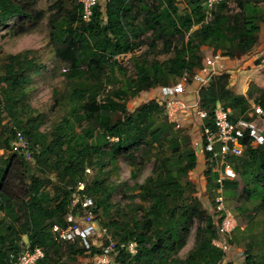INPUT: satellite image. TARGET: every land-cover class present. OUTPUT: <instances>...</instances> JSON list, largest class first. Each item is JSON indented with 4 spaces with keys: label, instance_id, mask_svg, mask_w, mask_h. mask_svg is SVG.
<instances>
[{
    "label": "trees",
    "instance_id": "trees-1",
    "mask_svg": "<svg viewBox=\"0 0 264 264\" xmlns=\"http://www.w3.org/2000/svg\"><path fill=\"white\" fill-rule=\"evenodd\" d=\"M71 1L70 8L59 4L56 18L51 20L54 50L68 65L63 74L67 90L53 92L58 102L69 105L59 124L41 130L43 116L32 106L27 92L34 77L47 69L38 51L24 50L0 61V148L4 149L0 156V264H8L10 255L20 251L24 236L33 245L49 246L58 255L60 242L51 239L52 227L66 226L69 212L82 211L81 204L72 210L76 195L93 199L94 212L100 218L102 211L109 219L104 226L113 230L115 240L138 242L136 256L121 253L120 259L128 264H223L225 255L213 244L217 237L215 216L205 217L207 224L199 230L194 249L185 258L177 255L185 245L188 225L201 211L198 201L191 204L187 199L189 192L181 180L182 172L193 170L198 162L197 153L188 146L190 136L176 133L175 123L157 100L134 111L129 110L128 101L141 92L168 85V75L178 77L184 70L199 68L203 48L232 59L236 58L235 50L242 56L250 53L264 24V7L260 6L264 0H234L239 8L235 13L229 11V1L225 0L214 7L209 20L205 0H156L155 7L146 0H99L90 22L82 20L80 0ZM134 3L143 12L141 21L133 12ZM14 17L32 21L42 16L14 0H0V24ZM150 31L164 40L168 52L178 36L181 44L175 45V56L161 64L137 62L135 77L118 78L117 57L133 53L141 45L140 35ZM112 82L115 85L109 89ZM202 94L203 107L211 115L218 104L231 108L233 119L245 116L251 108V95L238 94L227 73L216 76ZM261 95L257 100L264 105V91ZM115 113L120 114L117 119L112 118ZM206 124L214 128L212 120ZM17 132L28 140L32 159L12 151ZM136 143L157 150L152 175L135 188L139 193L132 198L139 197L140 203H134L129 212L118 208L114 215L112 196L121 184L109 180L113 169L106 167L113 165L117 170L120 158H129L134 164ZM205 146L203 138L204 156L209 158ZM230 161L235 171L240 169L238 161L250 168L249 174H244L246 181L264 182V145ZM16 168L25 186L15 194L8 191V180ZM90 168H97L98 173L88 181L86 171ZM217 177L213 172L214 188L218 187ZM236 185L227 180L224 188ZM64 244L73 256L101 253L96 247L88 252L78 243ZM60 260L54 261L46 253L36 264H64ZM245 264H264V257L248 255Z\"/></svg>",
    "mask_w": 264,
    "mask_h": 264
},
{
    "label": "rangeland",
    "instance_id": "rangeland-1",
    "mask_svg": "<svg viewBox=\"0 0 264 264\" xmlns=\"http://www.w3.org/2000/svg\"><path fill=\"white\" fill-rule=\"evenodd\" d=\"M14 1L25 5L30 12L38 17H42L32 21L14 17L7 23L0 24V61L7 55L16 54L28 49L38 51L39 55L42 56L47 64V69L42 74L34 77L27 92L29 93L32 106L43 116L44 124L42 125L41 130L48 131L62 121L63 117L67 114V108L69 106L58 102L53 94L54 89H59L61 91L67 90V82L63 74L65 69H68V65L57 56L54 50L51 41V30L54 26L51 20L56 18L60 9L59 4L70 8L72 6V1ZM105 1L106 0H101V2ZM146 1L151 7H155L157 4L156 0ZM228 1L230 12L235 13L239 11L234 0ZM260 6L264 7V4L261 3ZM132 9L138 16V21H141L143 18V12L138 5L134 3ZM261 25L264 24L261 23ZM139 40L141 45L133 53L117 57L119 64L116 66V76L118 78L123 79L135 77L137 75V62L141 63L146 60L148 65L156 62L161 64L162 62L173 58L175 56V45L181 44V40L176 36L173 39L174 44L168 52L165 50L164 40L157 39L152 31L140 35ZM256 48L257 47L253 48V50L246 55L252 57L256 52ZM201 55L204 58L207 55L206 51L201 52ZM235 57V59H230H240L242 54L235 50ZM257 64L251 66L246 65L243 68L239 65V67L234 71H231V73L236 77L245 79V83L251 82V90L253 91L256 86L254 84L255 80H257L256 76L264 75V66L263 69L255 68ZM195 69H197V67H195ZM223 73H225V71H223ZM177 79L178 77L168 75L167 84H174ZM262 82L264 84V80ZM114 85L115 82H112L109 89ZM233 88H237V83ZM156 89L158 88L156 87L147 92H141L136 98L130 99L128 101L129 110L134 111L141 104L151 100H157L161 104L162 100L158 97ZM192 89L193 87L191 86L189 91H192ZM259 94L261 96V93H258V95ZM258 95H256L257 98L259 97ZM119 115V113L112 114V118L117 119ZM165 116V113L162 114L161 119ZM167 116L171 122L175 123L176 133L180 136H190L188 146L193 148L198 155L196 167L191 171H184L181 174L182 183L187 186L190 196L187 199L191 204H195L198 201L201 206L199 215L195 216L188 225L185 245L177 253L180 258H185L189 252L194 249L198 240L199 230L206 226V216H215L213 219V226L215 228L217 227V220L219 219L218 215L215 214V196L217 188H214V186L211 185L213 182V172H215L213 167L215 165L211 162H206L203 152V138L197 129L199 125L195 119H192L191 114H187L186 110H184L178 113L177 116H169L168 114ZM79 130L80 126L77 127V131ZM133 148L135 153L134 164L131 163L129 158H120L118 161L119 168L117 170H115L113 165H108L106 167V170L113 169L109 180L121 184L120 188L112 196V200L116 204V207L113 210L114 215H117L118 208L125 212H129L134 203H140L139 197L132 198L133 195L139 193V190L135 188L137 185L144 184L148 177L152 175L157 150L150 148L146 149L144 144L140 145L137 143ZM145 149L146 152H144ZM237 165H239L240 169L239 171L236 170V177L229 179L237 185L225 190V205L234 217L235 229L231 234L230 240L233 250L230 254L224 257L223 264L229 262H233L234 264H245L248 255H253L256 258L264 257V182L259 181L257 184L253 180L246 181L247 178H245L244 174L248 175L250 168H245L241 161H238ZM18 170L19 169L16 168L11 174L12 177L8 180V191L10 193L16 194L25 186L22 180H20L21 176ZM210 170L212 173L209 172ZM134 172H136V174H134ZM97 173V168H90L86 171V179L91 181L97 176ZM27 183H29V180H27ZM83 187L84 185H81L80 189ZM50 190L54 192V184L50 186ZM142 213L143 212L140 210L139 214ZM0 216H2V213ZM99 216V223L105 227L104 224L109 222V219L102 214V211H99ZM109 231L113 236V230L109 228ZM51 239L55 240L54 237ZM180 240L181 238H178V241ZM44 249L46 253L51 255L54 261L60 260L59 258L61 257L62 259L60 261L64 264H94L92 262V256L88 254H78L76 256L69 254V250L64 243H60L58 255H54L53 249L49 246L44 247Z\"/></svg>",
    "mask_w": 264,
    "mask_h": 264
},
{
    "label": "built area",
    "instance_id": "built-area-1",
    "mask_svg": "<svg viewBox=\"0 0 264 264\" xmlns=\"http://www.w3.org/2000/svg\"><path fill=\"white\" fill-rule=\"evenodd\" d=\"M223 1L225 0H205L207 20L211 18L214 7ZM80 3L82 20L90 22L99 0H80ZM183 7H187L186 4L183 3ZM224 59L225 56L220 51H211L203 58L199 68L193 71L184 70L174 84L159 86L156 91L169 116H177L186 110V113L191 114L192 119L198 122L197 129L202 138H205V150L211 154L206 158V162L215 165L213 170L218 173L215 212L219 219L216 227L217 237L213 244L226 256L233 250L230 240L235 229L234 217L225 205V181L233 179L237 173L230 158L244 156L248 149L264 145V105L261 102L254 103L245 116L237 119H233L232 109L222 104L216 106L212 115L203 107L202 90L222 73ZM191 86L193 89L189 91ZM209 120H212L214 128L206 124ZM11 147L13 152L23 153L27 159H32L30 144L21 132H17ZM3 154L4 149L0 148V156ZM78 204H81L82 211L69 212L66 216V226L52 227L54 239L60 243H78L88 252L94 247L99 248L101 253L92 257L94 264H128L120 259L121 253L136 256L139 251L138 242L115 240L108 228L99 223L91 197L76 195L71 204L72 210ZM19 246L20 251L10 255L8 264H36L46 255L42 246L33 245L25 236Z\"/></svg>",
    "mask_w": 264,
    "mask_h": 264
},
{
    "label": "crops",
    "instance_id": "crops-1",
    "mask_svg": "<svg viewBox=\"0 0 264 264\" xmlns=\"http://www.w3.org/2000/svg\"><path fill=\"white\" fill-rule=\"evenodd\" d=\"M256 48V52L255 54L251 57V56H247V55H243L240 59H236V60H231L229 57H225L224 61H223V71H225V73L230 75V80H231V87H233L236 83H237V88L235 89V91L238 94H242L244 96H246L247 98H249V94L251 95V98H249V102L251 104V107L253 106L254 103L258 102V98L260 99L261 96L260 94L258 95V93L262 94V91H264V84H263V80H264V75H257L254 84L256 85L254 90H251V82L249 83H245V79L239 78L234 76L231 71H234L235 69H237L239 67V65H241V68L245 67L246 65H256L255 68H260L263 69L264 66V25H261V31L259 32V38H258V43L255 46ZM254 47V48H255ZM208 54L211 52L210 48H203V52H205ZM247 56V57H246ZM260 60V61H259ZM237 61V62H236ZM258 61V62H257ZM222 71V72H223ZM256 95H258L259 97L257 98Z\"/></svg>",
    "mask_w": 264,
    "mask_h": 264
},
{
    "label": "bare ground",
    "instance_id": "bare-ground-1",
    "mask_svg": "<svg viewBox=\"0 0 264 264\" xmlns=\"http://www.w3.org/2000/svg\"><path fill=\"white\" fill-rule=\"evenodd\" d=\"M170 85V84H169Z\"/></svg>",
    "mask_w": 264,
    "mask_h": 264
}]
</instances>
